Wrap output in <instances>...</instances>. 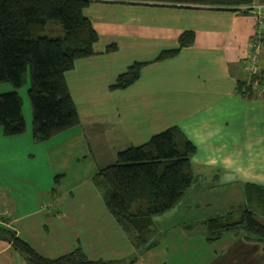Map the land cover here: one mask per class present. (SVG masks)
<instances>
[{"label":"crops","instance_id":"0c3cea01","mask_svg":"<svg viewBox=\"0 0 264 264\" xmlns=\"http://www.w3.org/2000/svg\"><path fill=\"white\" fill-rule=\"evenodd\" d=\"M94 6L102 10L99 18L106 16L104 22L89 15ZM84 15L99 36L94 45L95 55L76 61L73 70L66 73L81 124L43 143L47 148L49 175L61 177L53 191V201L48 205L41 203L46 209L41 207L16 216L18 206L13 201L11 187L0 188V224L14 230L49 259L64 256L78 247L90 260H104L101 256L104 253L119 255L114 234L123 245L131 239L108 211L102 194L93 184V177L102 168L96 161L87 127L90 120L89 128L101 124L97 122L99 119L91 117L92 108L102 104L94 101L131 90L144 89L139 98L146 101V95L151 101L144 114L154 111L152 131L159 124L165 130L177 126L196 146L192 158L195 182L214 177L223 186H238L243 195L247 184L264 188V94L247 97L237 91L238 81L248 80L245 59L256 24L254 12L243 15L228 10L93 3L84 10ZM186 31L195 33V41L177 57H185V63L177 66V58L153 62L162 51L177 48L180 35ZM111 45H116L118 50L108 53ZM131 52L141 55L145 52L144 55L154 58L136 61L150 63L130 88L111 90L117 77L127 71L125 67L132 65ZM161 64L167 65L161 68ZM154 67L155 76L148 74ZM164 99L170 101L171 107L170 120L165 125L163 110L157 109ZM96 129L99 130L96 127L91 130ZM142 129L146 131L145 127ZM111 132H117L121 136L119 140L139 137L135 130L129 136L122 129ZM99 136L96 133L92 139ZM52 205L55 215L48 211ZM225 247L228 246L223 248L227 250ZM0 264L28 263L10 243L0 241Z\"/></svg>","mask_w":264,"mask_h":264},{"label":"trees","instance_id":"16d2710c","mask_svg":"<svg viewBox=\"0 0 264 264\" xmlns=\"http://www.w3.org/2000/svg\"><path fill=\"white\" fill-rule=\"evenodd\" d=\"M93 3L228 10L248 15L253 13L256 3L264 4V0H0V84L10 83L15 90L0 95V127L6 136H19L26 131L23 100L17 90L23 86L27 73L31 77L28 95L34 140L45 143L80 126L66 73L73 70L76 61L95 55L94 45L99 36L84 15V10ZM194 41L193 31L182 33L178 47L162 51L153 62L176 57ZM117 50L116 45L107 48L108 53ZM149 63H133L117 77L111 90L130 87ZM247 83L248 80L238 81L237 91L252 97L256 92ZM196 152V146L174 126L142 146L119 152L115 164L100 169L93 177L108 211L130 236L138 253L150 249L147 245L154 217L178 206L193 186L192 158ZM244 196L246 207L226 216L209 218L205 221L207 231L212 238H220L224 233L242 229L247 232V239L254 238L264 245V188L247 184ZM0 241L10 243L28 264H135L137 261V257L129 261L90 260L80 247L49 259L2 224Z\"/></svg>","mask_w":264,"mask_h":264},{"label":"rangeland","instance_id":"374dc122","mask_svg":"<svg viewBox=\"0 0 264 264\" xmlns=\"http://www.w3.org/2000/svg\"><path fill=\"white\" fill-rule=\"evenodd\" d=\"M93 9L89 15L96 16L98 21L104 22L106 16L99 18L102 10L97 6H94ZM131 54L133 56L129 59L130 64L138 60L148 61L153 56L144 55L145 52L143 55L138 52L129 53V55ZM179 54L168 60L177 58ZM185 59V57L177 58L175 64L180 66L185 63ZM161 65L163 68L167 64ZM154 71L155 67L148 74L155 76ZM30 86L31 77L30 73H27L23 86L17 90L23 100L25 133L19 136H6L3 128L0 127V188L11 187L13 201H17L18 206L16 216L41 208L40 205L43 202L45 205H48V202L52 203L53 191L57 189L61 179L60 176L54 178L49 175L47 148L43 143H37L34 140L32 106L28 95ZM13 91L15 90L10 83L0 84V95ZM143 91L144 89L131 90L124 95L113 94L111 98L94 101L102 104L92 108L93 115L91 117L94 120L99 119L97 122L101 124L89 128L92 124V120H90L87 134L95 150L96 161L100 168L115 164L119 152L130 148L131 145L144 144L149 141L152 135L165 130L164 125L170 120V101L164 99L162 105L157 107V109L163 110L164 127L159 124L152 131L151 121L155 119L151 118V115L154 114V111L152 114L148 113L147 116L144 114L145 110L149 109L151 101L146 95L144 96L146 101L143 97L139 98V94ZM155 123L157 125L158 121ZM94 127L99 130H91ZM143 127L146 128L145 132ZM120 129L124 130L127 136L134 135L135 130L139 137L135 140L128 138L119 140L121 136L119 137L117 132H111V130L118 131ZM96 133L100 134L99 138L92 139V135ZM120 134L124 136L123 133ZM237 188L239 189L238 186H223L222 181L214 179V177L198 180L194 182L190 192L176 208L154 217L153 232L147 245L149 250L138 253L133 249L131 242H128L129 240L125 241L124 246L118 235L114 234L116 242H118L115 245L120 250V252L117 251L119 255L116 257L111 253H104L101 256L105 261L117 260L121 257L129 261L133 257H137L135 264H264V252H262L264 245L254 238L245 240L247 232L244 233L242 229L232 230L225 236L212 238L213 236L209 234L205 226V221L209 218L226 216L246 207L245 196ZM54 208L52 205L48 211L55 215ZM242 236L244 237L242 238ZM224 245L228 246L225 247L228 248L227 250L223 249Z\"/></svg>","mask_w":264,"mask_h":264},{"label":"built area","instance_id":"2783aa9c","mask_svg":"<svg viewBox=\"0 0 264 264\" xmlns=\"http://www.w3.org/2000/svg\"><path fill=\"white\" fill-rule=\"evenodd\" d=\"M253 12L256 24L251 38L246 61L248 86L256 93L264 94V4H255Z\"/></svg>","mask_w":264,"mask_h":264}]
</instances>
